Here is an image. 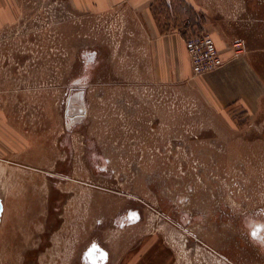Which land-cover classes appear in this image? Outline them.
Listing matches in <instances>:
<instances>
[{"label": "rangeland", "instance_id": "374dc122", "mask_svg": "<svg viewBox=\"0 0 264 264\" xmlns=\"http://www.w3.org/2000/svg\"><path fill=\"white\" fill-rule=\"evenodd\" d=\"M18 4L0 31V264H87L92 241L107 264H264V93L252 118L222 115L197 87L139 73L120 12ZM207 6L173 16L182 36L260 41L246 58L264 82V0ZM127 196L139 223L97 224Z\"/></svg>", "mask_w": 264, "mask_h": 264}, {"label": "crops", "instance_id": "0c3cea01", "mask_svg": "<svg viewBox=\"0 0 264 264\" xmlns=\"http://www.w3.org/2000/svg\"><path fill=\"white\" fill-rule=\"evenodd\" d=\"M66 1L72 9L82 13L101 15L110 11L120 12L125 27V37L121 44H127V47L129 44L127 59L132 65L142 64L144 70L139 73L150 75L151 82H170L179 86L184 84L195 90L197 87L205 94L207 103L222 115L232 111L230 109L239 108L245 116L249 113L251 118L255 116L259 99L264 93V82L259 75L252 72L253 67L246 58V50L263 48V45L259 44L260 41H255L257 44H251L250 47L243 45L245 48L236 52L232 44L212 35L224 64L215 72L200 75L195 80L190 79L191 67L184 41L188 35L182 36L173 16L188 18L190 14L196 16V11H200L206 20L210 8L207 6L209 0ZM18 12V0H0V31L15 20ZM209 26L211 24L208 22L204 24L205 28ZM208 29H212L214 33L218 32L217 29ZM185 33L191 34V31ZM241 40L245 43L244 37H241ZM245 77L247 80H244ZM2 149L0 140V151Z\"/></svg>", "mask_w": 264, "mask_h": 264}, {"label": "flooded vegetation", "instance_id": "af4514ba", "mask_svg": "<svg viewBox=\"0 0 264 264\" xmlns=\"http://www.w3.org/2000/svg\"><path fill=\"white\" fill-rule=\"evenodd\" d=\"M68 173L70 174V172H68L67 169H59V170H54V172L53 171L48 172V174L50 176H57V177H63V178H66L67 175H69ZM127 197H126V199H128V202H129L127 204V206H124L121 210L113 212L107 218L98 219V223L97 224L105 223V224H108V225H110V224H113V225L115 224L116 225L117 223H120V226H122V228H123V227L129 226V225L132 226V225H136L137 223H139L141 221V217L142 216H141L140 207L136 206V205H138L137 201L142 202V200H140V199H138L136 197H132V196H127ZM130 198H134L135 200H131ZM132 201H133L134 206L131 203ZM223 202L226 203V201H223ZM259 208L261 209V207H259ZM220 213H221L220 216L224 215V211L222 209H220ZM246 213H248V211H244V212L242 211L240 214L235 212V219L238 220L240 217H243L242 215H244ZM225 214L228 216V212L225 211ZM257 246L259 247V248L257 247V251H258L260 249V246L259 245H257ZM90 251H91V253H90ZM103 252L105 253V255H102ZM259 252H260V250H259ZM81 256H82V263L85 261L87 264H107L110 261V253H109V251L106 250L104 247H102L96 241H92L86 247V249L83 250V253L81 254Z\"/></svg>", "mask_w": 264, "mask_h": 264}, {"label": "built area", "instance_id": "2783aa9c", "mask_svg": "<svg viewBox=\"0 0 264 264\" xmlns=\"http://www.w3.org/2000/svg\"><path fill=\"white\" fill-rule=\"evenodd\" d=\"M193 75H205L217 71L224 64L213 36L208 32L192 33L184 38ZM242 43L237 42L234 47ZM236 52H239L236 50Z\"/></svg>", "mask_w": 264, "mask_h": 264}, {"label": "bare ground", "instance_id": "6f19581e", "mask_svg": "<svg viewBox=\"0 0 264 264\" xmlns=\"http://www.w3.org/2000/svg\"><path fill=\"white\" fill-rule=\"evenodd\" d=\"M94 244V243H93ZM97 244V243H96ZM92 248V247H91ZM87 252V251H86ZM100 252V251H99ZM90 253H91V251H90ZM97 253V252H96ZM101 253V252H100ZM91 255V254H90ZM93 255V254H92ZM92 258V257H91ZM91 260V259H90ZM93 260V259H92ZM103 260V259H102Z\"/></svg>", "mask_w": 264, "mask_h": 264}, {"label": "water", "instance_id": "95a60500", "mask_svg": "<svg viewBox=\"0 0 264 264\" xmlns=\"http://www.w3.org/2000/svg\"><path fill=\"white\" fill-rule=\"evenodd\" d=\"M102 255H105V253L103 252V254Z\"/></svg>", "mask_w": 264, "mask_h": 264}]
</instances>
